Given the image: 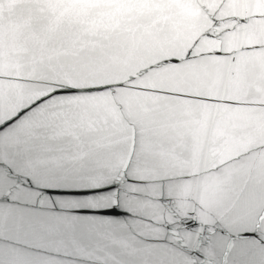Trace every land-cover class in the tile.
I'll use <instances>...</instances> for the list:
<instances>
[{
    "label": "water",
    "instance_id": "1",
    "mask_svg": "<svg viewBox=\"0 0 264 264\" xmlns=\"http://www.w3.org/2000/svg\"><path fill=\"white\" fill-rule=\"evenodd\" d=\"M0 264H264V0H0Z\"/></svg>",
    "mask_w": 264,
    "mask_h": 264
},
{
    "label": "snow or ice",
    "instance_id": "2",
    "mask_svg": "<svg viewBox=\"0 0 264 264\" xmlns=\"http://www.w3.org/2000/svg\"><path fill=\"white\" fill-rule=\"evenodd\" d=\"M107 191H112L111 188L109 189H106ZM62 195V194H65V193H50V195ZM109 214H119L117 209L116 208H112L111 210H109Z\"/></svg>",
    "mask_w": 264,
    "mask_h": 264
}]
</instances>
